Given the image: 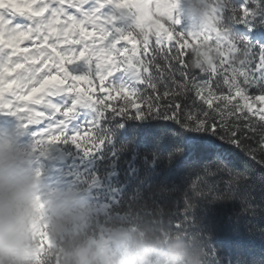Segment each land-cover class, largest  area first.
Returning a JSON list of instances; mask_svg holds the SVG:
<instances>
[{"label": "snow or ice", "instance_id": "1", "mask_svg": "<svg viewBox=\"0 0 264 264\" xmlns=\"http://www.w3.org/2000/svg\"><path fill=\"white\" fill-rule=\"evenodd\" d=\"M216 8L224 55L202 71L182 30L138 43L122 0H0V119L26 128L41 159L70 144L104 171L114 170L113 136L134 141L149 164L122 212L171 222L172 196L183 191L172 226L200 234L197 205L235 198L244 215L234 226L255 233L254 218L264 220V0ZM98 179L90 174L93 186ZM220 185L224 195H211ZM235 264L264 259L240 251Z\"/></svg>", "mask_w": 264, "mask_h": 264}, {"label": "trees", "instance_id": "2", "mask_svg": "<svg viewBox=\"0 0 264 264\" xmlns=\"http://www.w3.org/2000/svg\"><path fill=\"white\" fill-rule=\"evenodd\" d=\"M217 3L218 0H215L212 4L211 13L216 29L220 23ZM135 36L138 43L152 41L151 37L147 40L136 32ZM220 39L226 43L227 36L218 33L213 39L201 37L194 43L184 42L191 55L193 69L195 65L204 69L202 71H208L221 59L224 48L218 43ZM81 88L85 90L88 85L81 82ZM57 145L71 154L74 160L68 174L64 173L66 178L62 187L68 195L64 215L73 224L74 233L84 238L88 244L95 246L97 241L106 240L112 233L120 231L125 234L121 244L124 247L113 244L109 249L119 248L125 257L129 254L137 257L147 255L150 264H209L207 251L215 264H235L240 251L252 253L256 260L264 259V235L259 232V229H264V220L259 216L254 218L257 221L255 233L246 228L235 227L244 215L240 201L235 198L215 200L204 206L197 205L193 215L201 229L200 234L192 230L177 231L172 226L184 215L183 191L172 196L171 207L167 209L171 222L166 215L153 217L120 211L125 200L137 191L138 184L143 183L139 177L144 175V168L149 164L146 156L134 146V141L113 136L108 151L114 149L117 155L115 158L109 157L111 165L106 164L113 171L101 170L95 162L86 165L70 144ZM164 163L167 165V159ZM90 174L99 177L95 186L91 184ZM192 179L195 180V177ZM225 192V187L220 185L219 192L211 195L223 196ZM100 206H106V209ZM32 228L33 264H63L65 241L54 240L50 236V226L45 217L35 218ZM200 235L206 239L207 247Z\"/></svg>", "mask_w": 264, "mask_h": 264}, {"label": "clouds", "instance_id": "3", "mask_svg": "<svg viewBox=\"0 0 264 264\" xmlns=\"http://www.w3.org/2000/svg\"><path fill=\"white\" fill-rule=\"evenodd\" d=\"M195 70H204L193 66ZM32 173L24 166L0 167V264H33L32 238L34 230L27 213L20 207L22 201L31 199V192L20 196L26 182L31 183ZM161 193L157 191L155 195ZM45 220L50 226V236L64 240L63 264H150L147 255L137 257L121 254L119 248L97 250L74 233L73 224L64 215L63 202L54 200ZM120 247H124L121 245Z\"/></svg>", "mask_w": 264, "mask_h": 264}, {"label": "rangeland", "instance_id": "4", "mask_svg": "<svg viewBox=\"0 0 264 264\" xmlns=\"http://www.w3.org/2000/svg\"><path fill=\"white\" fill-rule=\"evenodd\" d=\"M160 2H163L162 4L168 3L169 0H159ZM192 1L194 0H184L183 6L179 5L177 7L179 14V19L181 21H176L173 24L177 26L180 30L187 33V36L190 38L197 37L202 33L206 34H212L213 31L211 27H208V23L204 22V25L197 24L193 20H190L187 15L185 16L184 11L186 12H198L196 8L198 6L191 5ZM200 1V0H197ZM136 2H139L137 0ZM201 2V1H200ZM161 4V5H162ZM174 8V6H172ZM195 8V9H194ZM170 9L168 6H161V11L168 12ZM194 12V13H195ZM162 16L166 18V15L162 13ZM198 19H202L203 17H199L197 14ZM195 18V20L197 19ZM185 19V20H184ZM101 63H105V61H101ZM8 132L6 130V133L4 135V139H2L1 146H4L6 143L5 141L8 139ZM29 154L21 153V155L24 157L22 160H12L11 155H8L7 153L1 158L0 167L7 166L9 168H18V166H26L29 170H31L32 173V180L31 183H27V186L25 185L24 188L20 190V196L23 197L26 193L31 192L33 195H31V199L28 201H22L20 204V207L23 208L24 212L27 213L28 219H34L35 214L38 210H40V207L43 209L49 210L50 203L48 199L51 200H57L62 199L63 204L67 201V193L62 190V188H59L62 186L63 181L65 180V176L59 174V172L54 170L55 167H59V165L56 162V149L55 147H51L49 149V154L46 159H41L40 155L34 154L32 148L29 150ZM42 164V165H41ZM38 165V166H37ZM41 167L39 168V166ZM35 168V169H31ZM42 168H45L42 170ZM29 185V186H28ZM123 242V236L120 231L114 232L108 237L107 240H100L96 244L97 250L103 252L106 248H109V244H121Z\"/></svg>", "mask_w": 264, "mask_h": 264}, {"label": "water", "instance_id": "5", "mask_svg": "<svg viewBox=\"0 0 264 264\" xmlns=\"http://www.w3.org/2000/svg\"><path fill=\"white\" fill-rule=\"evenodd\" d=\"M57 157H58V162L60 164H65L70 160L69 156H65L62 152H58L57 153Z\"/></svg>", "mask_w": 264, "mask_h": 264}]
</instances>
